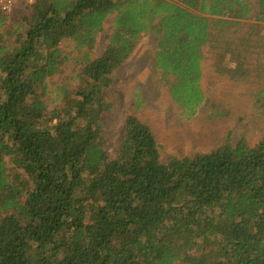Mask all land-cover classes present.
<instances>
[{
    "label": "trees",
    "instance_id": "1",
    "mask_svg": "<svg viewBox=\"0 0 264 264\" xmlns=\"http://www.w3.org/2000/svg\"><path fill=\"white\" fill-rule=\"evenodd\" d=\"M8 19L0 10V264H264V137L164 163L137 117L116 158L102 125L113 74L147 33L191 118L211 29L264 24V0H36L23 25ZM65 40L80 54L77 86L50 91ZM220 49L236 64L218 58L220 71L242 70L238 49Z\"/></svg>",
    "mask_w": 264,
    "mask_h": 264
},
{
    "label": "rangeland",
    "instance_id": "2",
    "mask_svg": "<svg viewBox=\"0 0 264 264\" xmlns=\"http://www.w3.org/2000/svg\"><path fill=\"white\" fill-rule=\"evenodd\" d=\"M250 2L256 5V0ZM30 15L31 8L19 4L8 14V25H23ZM112 19L113 16L100 32L92 59L103 54L113 32ZM211 34V42L201 48L199 86L205 100L191 118L182 115L169 93L172 77L165 78L156 65V37L151 33L139 37L132 55L113 74L108 96L112 107L102 117L112 158L120 153L126 119L131 115L150 127L164 163L171 157L210 153L227 140L235 145L244 139L253 147L264 137V24L243 21L231 28H212ZM220 47L238 49L242 70L234 75L220 71V68L231 69L236 65L233 58L219 56ZM60 49L69 59L63 71L49 80L50 91L62 85L70 89L77 86L75 75L80 64L74 65V62L80 54L70 40L63 41ZM218 58L224 59L220 68ZM50 96L57 98V93ZM51 106L53 104L49 103Z\"/></svg>",
    "mask_w": 264,
    "mask_h": 264
},
{
    "label": "built area",
    "instance_id": "3",
    "mask_svg": "<svg viewBox=\"0 0 264 264\" xmlns=\"http://www.w3.org/2000/svg\"><path fill=\"white\" fill-rule=\"evenodd\" d=\"M35 1L36 0H0V10L9 14L19 4L32 8Z\"/></svg>",
    "mask_w": 264,
    "mask_h": 264
}]
</instances>
